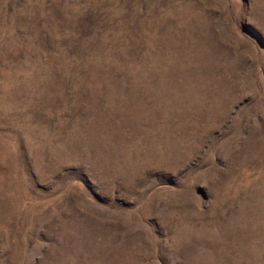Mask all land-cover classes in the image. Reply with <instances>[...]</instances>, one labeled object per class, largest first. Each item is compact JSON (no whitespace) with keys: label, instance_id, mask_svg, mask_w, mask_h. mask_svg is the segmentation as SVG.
I'll use <instances>...</instances> for the list:
<instances>
[{"label":"rangeland","instance_id":"1","mask_svg":"<svg viewBox=\"0 0 264 264\" xmlns=\"http://www.w3.org/2000/svg\"><path fill=\"white\" fill-rule=\"evenodd\" d=\"M0 264H264V0H0Z\"/></svg>","mask_w":264,"mask_h":264}]
</instances>
